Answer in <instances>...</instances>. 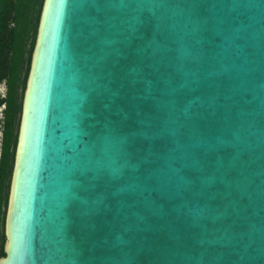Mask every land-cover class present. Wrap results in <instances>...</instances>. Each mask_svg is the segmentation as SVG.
Segmentation results:
<instances>
[{
  "label": "water",
  "instance_id": "obj_1",
  "mask_svg": "<svg viewBox=\"0 0 264 264\" xmlns=\"http://www.w3.org/2000/svg\"><path fill=\"white\" fill-rule=\"evenodd\" d=\"M0 264H264V0H43Z\"/></svg>",
  "mask_w": 264,
  "mask_h": 264
},
{
  "label": "trees",
  "instance_id": "obj_2",
  "mask_svg": "<svg viewBox=\"0 0 264 264\" xmlns=\"http://www.w3.org/2000/svg\"><path fill=\"white\" fill-rule=\"evenodd\" d=\"M43 0H0V78L7 80L0 95V256L4 255V218L17 140L22 96ZM2 77V78H3Z\"/></svg>",
  "mask_w": 264,
  "mask_h": 264
},
{
  "label": "flooded vegetation",
  "instance_id": "obj_3",
  "mask_svg": "<svg viewBox=\"0 0 264 264\" xmlns=\"http://www.w3.org/2000/svg\"><path fill=\"white\" fill-rule=\"evenodd\" d=\"M2 72H3V70H0V74H2ZM2 77L0 78V95H1V97L5 96L6 89H7V84H6L7 80L5 77H3V78ZM4 107H5L4 103L0 105V114H2ZM1 135H2V132L0 131V143H1Z\"/></svg>",
  "mask_w": 264,
  "mask_h": 264
}]
</instances>
